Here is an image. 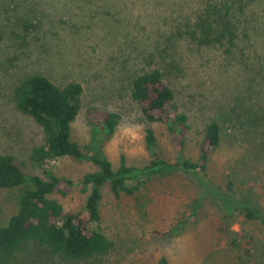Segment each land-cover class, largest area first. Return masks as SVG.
Here are the masks:
<instances>
[{
  "label": "rangeland",
  "instance_id": "rangeland-1",
  "mask_svg": "<svg viewBox=\"0 0 264 264\" xmlns=\"http://www.w3.org/2000/svg\"><path fill=\"white\" fill-rule=\"evenodd\" d=\"M158 1L191 16L208 2L218 8L225 4L221 17L228 23L232 8L230 27L219 20L209 43L197 44L190 32L176 35L169 55L154 58L176 93L179 110L189 117L187 157L200 162L205 130L213 121L220 124L221 142L204 172L145 180L138 191L120 197L106 186L102 219L92 226L109 237L113 248L100 264H161L163 257L171 264H264V224L232 205L247 201L264 216V0ZM159 12L153 1L0 0V155L13 156L33 175L51 169L61 182L50 198L68 212L83 209L91 187L85 189L82 181L97 167L74 157L34 163L31 153L44 133L17 110L13 91L35 74L61 86L81 82L85 91L72 140L83 147L92 141V109L117 111L121 121L105 142L107 157L115 169L123 154L128 165H147L152 158L147 122L137 106L126 103L124 88L127 78L142 69V58L165 47L174 29L177 20L170 12L165 21ZM152 127L159 151L175 162L166 124ZM30 187L0 190V227ZM40 254L36 249L13 264H33Z\"/></svg>",
  "mask_w": 264,
  "mask_h": 264
},
{
  "label": "trees",
  "instance_id": "trees-1",
  "mask_svg": "<svg viewBox=\"0 0 264 264\" xmlns=\"http://www.w3.org/2000/svg\"><path fill=\"white\" fill-rule=\"evenodd\" d=\"M138 1L144 5L153 1L159 8V17L164 21L169 12V17L177 20L174 29L169 30L171 34L166 46L159 48L157 53L152 51L144 56L142 69L127 78L124 88L126 103L137 106L147 122L146 146L151 160L143 167L131 166L123 154L119 168H114L104 145L120 124L121 114L117 111L92 109L89 116L92 141L83 147L72 140V124L81 111L85 91L81 82L70 81L61 86L42 74L23 80L14 89L12 100L17 110L31 116L44 133L43 143L33 148L31 160L44 165L63 157H74L92 162L97 170L87 174L82 181L85 189L91 187L83 209L68 212L58 200L50 198L61 182L51 169H44L43 176L33 175L25 172L13 156L0 155V190L32 185L19 195L15 211L0 227V264H13L18 256L28 255L36 249L41 254L33 264H100V259L111 252L113 242L92 224L102 219L101 204L108 184L113 194L120 197L123 193L138 191L145 180L165 178L178 171L204 172L212 151L220 145L221 127L213 121L205 130L200 162L187 157L190 120L186 113L179 110L176 93L167 82L163 69L155 65L154 58L156 54L159 58L169 55L172 49L170 41L176 35L190 32L197 44L209 43L219 20L224 27H230L232 8L228 9V23L221 17V12L227 8L225 4L218 8L217 4L208 2L191 16L184 9L176 10L158 0ZM156 122L167 126L177 153L175 162L159 151V139L152 127ZM232 186L230 184V188ZM232 205L247 219L264 224V216L247 201L233 202ZM160 263L171 264L166 257Z\"/></svg>",
  "mask_w": 264,
  "mask_h": 264
}]
</instances>
